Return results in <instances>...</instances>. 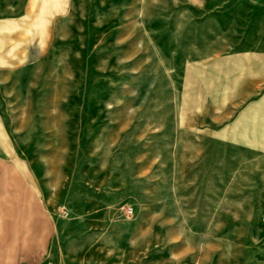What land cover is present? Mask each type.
<instances>
[{
    "label": "rangeland",
    "instance_id": "374dc122",
    "mask_svg": "<svg viewBox=\"0 0 264 264\" xmlns=\"http://www.w3.org/2000/svg\"><path fill=\"white\" fill-rule=\"evenodd\" d=\"M249 47L264 0H0V264H264V155L193 77Z\"/></svg>",
    "mask_w": 264,
    "mask_h": 264
},
{
    "label": "crops",
    "instance_id": "0c3cea01",
    "mask_svg": "<svg viewBox=\"0 0 264 264\" xmlns=\"http://www.w3.org/2000/svg\"><path fill=\"white\" fill-rule=\"evenodd\" d=\"M216 60L193 76L199 104L219 116L220 143L264 155V48L225 52Z\"/></svg>",
    "mask_w": 264,
    "mask_h": 264
}]
</instances>
